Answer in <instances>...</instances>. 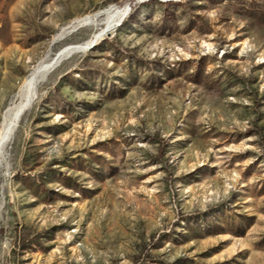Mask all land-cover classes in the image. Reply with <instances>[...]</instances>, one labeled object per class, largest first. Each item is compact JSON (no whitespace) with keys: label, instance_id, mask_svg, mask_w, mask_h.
<instances>
[{"label":"rangeland","instance_id":"1","mask_svg":"<svg viewBox=\"0 0 264 264\" xmlns=\"http://www.w3.org/2000/svg\"><path fill=\"white\" fill-rule=\"evenodd\" d=\"M111 8L5 151L0 264H264V0H0V122Z\"/></svg>","mask_w":264,"mask_h":264},{"label":"bare ground","instance_id":"2","mask_svg":"<svg viewBox=\"0 0 264 264\" xmlns=\"http://www.w3.org/2000/svg\"><path fill=\"white\" fill-rule=\"evenodd\" d=\"M125 10L111 8L104 15V22L101 30L83 43L68 44L63 46L54 55H46L39 60L25 76L19 85L13 101L7 106L0 122V166L4 160L5 151L12 142L16 129L22 116L32 107L39 96V84L44 77L54 70L66 57L73 53L84 51L94 45V41L107 34L114 28L124 15ZM126 15V14H125ZM103 19V18H102ZM76 21L68 23L57 33L55 39L63 38Z\"/></svg>","mask_w":264,"mask_h":264}]
</instances>
